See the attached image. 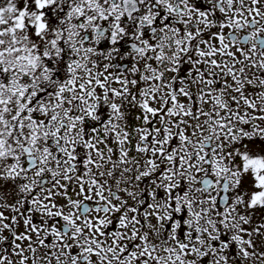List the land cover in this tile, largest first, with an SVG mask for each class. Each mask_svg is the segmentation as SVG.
I'll use <instances>...</instances> for the list:
<instances>
[{
    "label": "snow or ice",
    "instance_id": "snow-or-ice-1",
    "mask_svg": "<svg viewBox=\"0 0 264 264\" xmlns=\"http://www.w3.org/2000/svg\"><path fill=\"white\" fill-rule=\"evenodd\" d=\"M0 264H264V0H0Z\"/></svg>",
    "mask_w": 264,
    "mask_h": 264
}]
</instances>
